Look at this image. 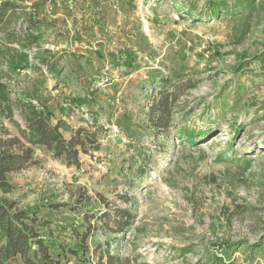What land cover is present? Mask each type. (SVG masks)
Masks as SVG:
<instances>
[{
  "label": "rangeland",
  "instance_id": "rangeland-1",
  "mask_svg": "<svg viewBox=\"0 0 264 264\" xmlns=\"http://www.w3.org/2000/svg\"><path fill=\"white\" fill-rule=\"evenodd\" d=\"M4 1L16 8L5 11L0 43L30 59L24 69L3 59L13 95L48 98L67 139L86 127L100 143L81 153V169L34 147L39 162L9 175L7 197L23 207L89 196L101 216L108 207L95 201L103 196L110 209L136 212L132 229L117 236L91 220L95 263L111 244L136 264H212L225 248L231 264H264V0H227L216 13L209 0ZM160 76L195 85L176 115L197 133L192 143L179 129L157 140L143 128ZM124 114L133 118L128 133L118 125ZM128 144L150 151L143 176L128 170ZM72 206L42 207L53 221L42 234L71 242L70 226L85 232V210Z\"/></svg>",
  "mask_w": 264,
  "mask_h": 264
},
{
  "label": "trees",
  "instance_id": "trees-1",
  "mask_svg": "<svg viewBox=\"0 0 264 264\" xmlns=\"http://www.w3.org/2000/svg\"><path fill=\"white\" fill-rule=\"evenodd\" d=\"M223 6L227 7V0L218 2L209 0V7L214 13L220 12ZM9 7L14 8L15 5L3 0L0 23ZM8 57L14 61L18 59L22 63L25 62V65L20 66L19 69L30 65L27 53L9 49L0 43V264H16V261L20 264H67L62 258L67 254L73 255L81 264H136L130 257L111 251V244L98 255L96 263L87 256L90 249L89 236L97 228L91 220L104 221L102 227L117 236L132 229L136 220V212L133 210L121 207L110 209V203L103 196L95 201L100 205L105 203L108 207L101 210V216L90 209L92 200L89 196L73 203L41 200L35 205L23 207L17 200L7 197V194L15 190L9 175L39 162L35 157L34 147H43L55 158H64L68 166L73 165L78 169L82 168L81 153H87L89 147L95 150H99L100 147L97 131L86 127L73 129L71 137L67 139L61 132V125L54 123L55 111L50 107L48 98L43 99L36 92L29 95L20 92L14 96L15 90L4 79L2 70L3 59ZM126 63L128 61H124V64ZM158 80L162 87L145 112L143 128L153 133L157 140L162 136L170 138L171 132L179 129L180 139L192 143L197 133L189 129L186 123L183 125L186 121L178 122L176 115L187 110L180 97L195 85L191 82L173 84L169 76H160ZM85 101L82 99L79 103L85 104ZM17 114L25 121V127L17 120ZM8 122L18 129L19 136L12 134ZM118 125L124 133L130 132L133 127L132 116L122 115ZM140 149L142 152L136 145H127L130 155L128 170L137 176L146 173L147 154L150 152L148 149L141 147ZM120 172H124V169H120ZM70 204L74 205L72 206L74 210L80 211L81 208L85 210L86 231L81 232L70 226L69 229L73 234L71 242L54 238L51 233L47 237L44 236L41 228L48 227L53 221L42 218L39 215L40 209L43 207L54 211ZM228 246L233 247V245ZM221 254L222 256L213 254L208 259V263L231 264L229 261L232 256L226 248L221 250Z\"/></svg>",
  "mask_w": 264,
  "mask_h": 264
},
{
  "label": "water",
  "instance_id": "water-1",
  "mask_svg": "<svg viewBox=\"0 0 264 264\" xmlns=\"http://www.w3.org/2000/svg\"><path fill=\"white\" fill-rule=\"evenodd\" d=\"M2 2H3V0H0V9H1V7H2Z\"/></svg>",
  "mask_w": 264,
  "mask_h": 264
}]
</instances>
